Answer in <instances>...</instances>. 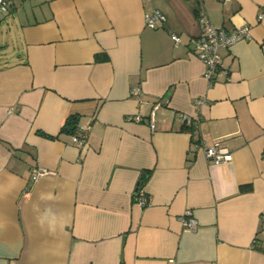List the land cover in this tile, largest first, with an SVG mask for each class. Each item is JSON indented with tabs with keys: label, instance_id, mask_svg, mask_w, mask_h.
Listing matches in <instances>:
<instances>
[{
	"label": "crops",
	"instance_id": "obj_1",
	"mask_svg": "<svg viewBox=\"0 0 264 264\" xmlns=\"http://www.w3.org/2000/svg\"><path fill=\"white\" fill-rule=\"evenodd\" d=\"M155 9L166 21L150 28ZM201 17L250 27L218 49L212 83L191 54ZM196 138L232 158L190 153ZM0 264H264V0H10Z\"/></svg>",
	"mask_w": 264,
	"mask_h": 264
},
{
	"label": "built area",
	"instance_id": "obj_2",
	"mask_svg": "<svg viewBox=\"0 0 264 264\" xmlns=\"http://www.w3.org/2000/svg\"><path fill=\"white\" fill-rule=\"evenodd\" d=\"M228 1V0H223ZM10 0H0V13L7 10ZM166 21V16L159 10L155 9L151 13L145 15V24L150 28H155L159 23ZM199 35L193 41V52L192 55L197 57L204 64V77L209 83L214 80L215 73L219 70L227 73V71L222 68V58L218 53L220 47H228L235 42L250 38V27L248 25H243L235 27L232 29H225L223 27L215 26L208 19L199 18ZM171 38L175 43H178L180 38L177 34L171 33ZM201 102L200 99L196 100V103ZM139 120V117H135ZM184 121L193 125V127H198L199 119H191L187 115L183 116ZM150 127L153 129L155 127L153 119H151ZM90 130V124H85L79 127V134L74 138L77 146L83 147L86 144V139ZM202 151L205 158L213 163H221L229 161L232 158V152L222 146L218 141L212 144H207L204 140L196 138L192 143V148L190 153L194 151ZM48 173V170L41 166H33L31 168V178L32 180L38 179L40 176ZM137 202L144 206L148 204V197L145 195L142 189L136 191ZM180 221L183 223L186 230L193 231L198 227V221L191 215L189 211H186L179 217Z\"/></svg>",
	"mask_w": 264,
	"mask_h": 264
},
{
	"label": "trees",
	"instance_id": "obj_3",
	"mask_svg": "<svg viewBox=\"0 0 264 264\" xmlns=\"http://www.w3.org/2000/svg\"><path fill=\"white\" fill-rule=\"evenodd\" d=\"M190 128L194 131L195 130V127H193V125H190Z\"/></svg>",
	"mask_w": 264,
	"mask_h": 264
},
{
	"label": "water",
	"instance_id": "obj_4",
	"mask_svg": "<svg viewBox=\"0 0 264 264\" xmlns=\"http://www.w3.org/2000/svg\"><path fill=\"white\" fill-rule=\"evenodd\" d=\"M136 189H138V185H137Z\"/></svg>",
	"mask_w": 264,
	"mask_h": 264
}]
</instances>
